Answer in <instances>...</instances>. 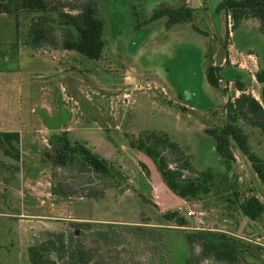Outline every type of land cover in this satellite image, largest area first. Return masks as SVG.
Wrapping results in <instances>:
<instances>
[{
  "label": "rangeland",
  "instance_id": "obj_1",
  "mask_svg": "<svg viewBox=\"0 0 264 264\" xmlns=\"http://www.w3.org/2000/svg\"><path fill=\"white\" fill-rule=\"evenodd\" d=\"M44 1L43 14L29 13L19 0L9 3L18 12L0 13V131H17L20 151L15 163L0 150V264H29L27 246L47 230L80 235L109 223L163 227L174 231L172 238L211 228L243 240L252 253L247 257L264 258V213L251 220L238 205L249 195L264 204V185L234 143L233 157L224 158L205 132L226 121L224 103L239 93L230 77L241 75L235 70L240 55L228 58L229 50L246 46L257 55L252 68L241 54L251 69L245 91L260 101L262 84L254 74L264 69V35L258 21L235 24L225 9L215 10L218 0H190L197 31L188 22L167 27L166 16L147 22L156 8L180 0H97L105 45L99 58H89L60 47L66 34L61 14H79L84 0ZM35 26L53 45L33 40ZM210 63L223 64L218 87L205 79ZM240 125L250 150L264 161V131ZM146 131L178 144L190 165L185 177L210 172L199 191H172L156 161L130 145ZM63 136L106 158L125 180L105 187L77 170L55 173L42 154ZM54 184L69 196L53 194ZM173 257L179 264L183 250Z\"/></svg>",
  "mask_w": 264,
  "mask_h": 264
},
{
  "label": "trees",
  "instance_id": "obj_2",
  "mask_svg": "<svg viewBox=\"0 0 264 264\" xmlns=\"http://www.w3.org/2000/svg\"><path fill=\"white\" fill-rule=\"evenodd\" d=\"M19 2L31 14H43L46 11L44 0ZM9 3L10 0H0V13L18 12L12 9ZM221 9L229 13L235 24L243 19L255 18L259 23V30L264 35V0H218L215 10ZM97 11V0H84L79 14H61L59 25L66 30V34L60 47L76 50L89 58H99L105 45V21L98 16ZM162 16L167 17V27L178 22H188L195 30L200 31L192 24L193 8L183 0L175 6H159L151 13L147 22ZM44 34L41 26H35L31 37L38 43L53 45L43 39ZM223 70L220 65L208 64L204 72L206 81L218 87L223 78ZM236 72L241 75L230 79L234 80V87L240 90V93L224 103L226 121L221 125L205 128V132L214 138V148L224 158L233 157L231 147L234 143L264 185V161L250 150L247 134L240 125L245 123L264 131V69L254 74L257 82L262 84L260 101L245 91V82L249 80L250 75L239 70ZM130 145L143 150L156 161L172 191L190 195L199 191L211 177L209 171L185 177V171L190 169L188 159L178 144L170 140L165 133L140 132L137 139L130 141ZM0 150L15 163L19 160L17 131H0ZM168 153L173 155L171 161L166 158ZM42 155L52 162L54 172L59 167L70 172L77 170L88 180L91 179V174L105 187L116 186L125 180L120 170L106 158L93 152L85 144H70L65 136L59 138L50 151L46 146ZM170 162L175 166L170 167ZM13 170L19 171V167L14 165ZM51 191L60 196L70 194H67L61 184L52 185ZM89 194L91 196L93 192L90 191ZM238 205L251 220L264 213V204L254 195L247 196ZM74 231H45L43 238L27 246L29 264H175L173 255L178 249L184 253L183 261L179 264H206L207 260L213 264H264L262 257H247L252 253L244 247L243 240L211 228L182 231L176 233L174 238V231L170 229L142 225L109 223L93 226L90 231L80 235L74 234Z\"/></svg>",
  "mask_w": 264,
  "mask_h": 264
},
{
  "label": "crops",
  "instance_id": "obj_3",
  "mask_svg": "<svg viewBox=\"0 0 264 264\" xmlns=\"http://www.w3.org/2000/svg\"><path fill=\"white\" fill-rule=\"evenodd\" d=\"M185 2H186V4L189 6V4H190V0H185ZM191 7V6H190ZM248 20V18L247 19H243V20H241L240 22H244V24L246 23V22H248L247 21ZM256 24H258V22L256 23ZM229 50V49H228ZM243 51H245L247 54V56H249V58H251L250 60L251 61H249V65L250 66H252V68L254 67L255 68V63H253V60L254 59H252L253 57H256L257 55H255L254 54V52L253 51H249L248 50V48H246V46L245 47H237L235 50H229V53H228V55H227V57L228 58H230L231 57V55H234V54H236V55H240V57H238V59L241 61L238 65H237V67H239V69H237V67L235 68V70H239V71H241V72H243V73H245V74H248V72L246 71V68H247V70H249V71H251V69L246 65V62H244V58H243V56H241V54L243 53ZM246 56V57H247ZM227 57H224L223 58V60L225 61V58H227ZM231 63H233L231 60H229ZM220 66H223V64H219ZM253 76V75H252ZM230 83V82H229ZM235 91H238L239 93H240V90H238L237 88H234V92ZM239 93H237V94H235L234 96H237ZM6 131H9V130H6Z\"/></svg>",
  "mask_w": 264,
  "mask_h": 264
},
{
  "label": "built area",
  "instance_id": "obj_4",
  "mask_svg": "<svg viewBox=\"0 0 264 264\" xmlns=\"http://www.w3.org/2000/svg\"><path fill=\"white\" fill-rule=\"evenodd\" d=\"M145 86H147V87H149L150 85L149 84H147V85H145ZM134 88H138V86L136 85V84H134V86H133ZM188 214H192V211H188Z\"/></svg>",
  "mask_w": 264,
  "mask_h": 264
},
{
  "label": "water",
  "instance_id": "obj_5",
  "mask_svg": "<svg viewBox=\"0 0 264 264\" xmlns=\"http://www.w3.org/2000/svg\"><path fill=\"white\" fill-rule=\"evenodd\" d=\"M74 234H77L76 230L74 231Z\"/></svg>",
  "mask_w": 264,
  "mask_h": 264
}]
</instances>
